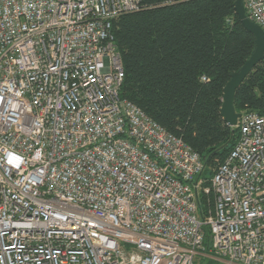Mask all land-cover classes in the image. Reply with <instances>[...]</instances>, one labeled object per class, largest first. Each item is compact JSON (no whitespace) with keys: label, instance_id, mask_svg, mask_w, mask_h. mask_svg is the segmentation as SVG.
<instances>
[{"label":"built area","instance_id":"obj_1","mask_svg":"<svg viewBox=\"0 0 264 264\" xmlns=\"http://www.w3.org/2000/svg\"><path fill=\"white\" fill-rule=\"evenodd\" d=\"M243 2L264 33V0ZM142 8L0 0V264H264V114L203 175L120 95L113 20Z\"/></svg>","mask_w":264,"mask_h":264},{"label":"trees","instance_id":"obj_2","mask_svg":"<svg viewBox=\"0 0 264 264\" xmlns=\"http://www.w3.org/2000/svg\"><path fill=\"white\" fill-rule=\"evenodd\" d=\"M141 3L112 24L124 69L120 95L198 152L210 176L237 137L220 113L223 87L249 57L253 34L235 0ZM234 108L264 114V58L236 88Z\"/></svg>","mask_w":264,"mask_h":264},{"label":"water","instance_id":"obj_3","mask_svg":"<svg viewBox=\"0 0 264 264\" xmlns=\"http://www.w3.org/2000/svg\"><path fill=\"white\" fill-rule=\"evenodd\" d=\"M234 9L240 23L253 34L254 46L243 65L237 71L231 73L229 80L223 87L220 113L224 121L230 127L236 124L237 118L240 115L234 108L235 90L254 65L264 58L263 30L247 16L243 0H235Z\"/></svg>","mask_w":264,"mask_h":264}]
</instances>
